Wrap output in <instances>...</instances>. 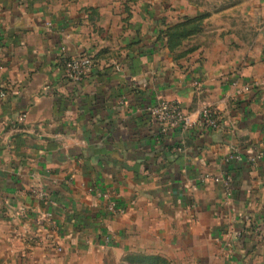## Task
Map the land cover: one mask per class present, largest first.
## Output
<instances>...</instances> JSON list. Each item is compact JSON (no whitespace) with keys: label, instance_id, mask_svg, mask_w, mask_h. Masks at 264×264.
Wrapping results in <instances>:
<instances>
[{"label":"crops","instance_id":"obj_1","mask_svg":"<svg viewBox=\"0 0 264 264\" xmlns=\"http://www.w3.org/2000/svg\"><path fill=\"white\" fill-rule=\"evenodd\" d=\"M186 17L204 31L171 52ZM160 99L194 125L153 120ZM224 172L230 193L203 179ZM171 262L264 264V0H0V264Z\"/></svg>","mask_w":264,"mask_h":264},{"label":"built area","instance_id":"obj_2","mask_svg":"<svg viewBox=\"0 0 264 264\" xmlns=\"http://www.w3.org/2000/svg\"><path fill=\"white\" fill-rule=\"evenodd\" d=\"M60 63L63 69V75L66 79L74 82L84 81L90 74L93 65L94 58L92 55L84 54L79 56H70L67 54L66 48L63 47L60 52ZM149 116L161 123L166 128H181L187 130L194 125V121L177 101L160 99L156 104L147 107ZM26 118V115L22 116V120ZM199 119L202 123L210 129H218L221 126L220 114L211 106H204L199 112ZM231 160H242V156L239 153H235L230 156ZM249 160L254 162L257 157H249ZM204 180H212L217 183L224 184L227 192L231 191L232 177L229 173H223L220 176H206ZM32 193L41 200H48L49 195L42 189L33 188ZM103 197L109 202L108 209L111 213L119 212V196L114 190H108L103 193ZM23 214H25L23 212ZM46 219H50L47 214ZM38 238V236L36 237ZM51 242L57 247L58 250H62L59 237L53 236Z\"/></svg>","mask_w":264,"mask_h":264},{"label":"trees","instance_id":"obj_3","mask_svg":"<svg viewBox=\"0 0 264 264\" xmlns=\"http://www.w3.org/2000/svg\"><path fill=\"white\" fill-rule=\"evenodd\" d=\"M204 21L203 17H186L176 24H170L163 31V37L166 39L167 47L171 52L177 51L184 41L198 35L202 32L201 23ZM195 48H190L177 53L178 57H184L194 51Z\"/></svg>","mask_w":264,"mask_h":264},{"label":"rangeland","instance_id":"obj_4","mask_svg":"<svg viewBox=\"0 0 264 264\" xmlns=\"http://www.w3.org/2000/svg\"><path fill=\"white\" fill-rule=\"evenodd\" d=\"M204 22H205V20L201 23V26H202V32L204 31V28H205V23H204ZM202 32H201V33H202ZM169 261H170V260H169ZM171 264H172V262H171Z\"/></svg>","mask_w":264,"mask_h":264}]
</instances>
